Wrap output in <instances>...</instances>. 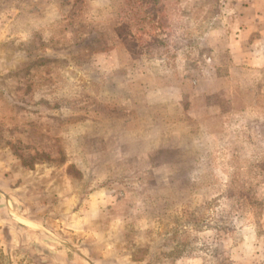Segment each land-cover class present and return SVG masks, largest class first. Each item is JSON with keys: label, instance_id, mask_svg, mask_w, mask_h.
<instances>
[{"label": "rangeland", "instance_id": "374dc122", "mask_svg": "<svg viewBox=\"0 0 264 264\" xmlns=\"http://www.w3.org/2000/svg\"><path fill=\"white\" fill-rule=\"evenodd\" d=\"M102 2L0 0V264H264V0ZM238 24L253 38L222 34ZM223 47L229 55L210 54ZM138 53L158 76L161 61L180 56L209 66L189 91L223 93L225 107L209 97L203 117L194 111L226 131L214 140L219 164L193 151L195 165L164 181L168 169L132 157L118 135L83 133L109 98L117 103L105 109L117 111L124 84L106 80ZM213 54L249 72L215 74ZM126 70L118 79L132 77Z\"/></svg>", "mask_w": 264, "mask_h": 264}, {"label": "crops", "instance_id": "0c3cea01", "mask_svg": "<svg viewBox=\"0 0 264 264\" xmlns=\"http://www.w3.org/2000/svg\"><path fill=\"white\" fill-rule=\"evenodd\" d=\"M105 1L109 2V0H103L101 4H105ZM111 16L118 20L116 15H108V17ZM221 16L223 15H220L219 19H221ZM228 16L230 17L228 20L229 22H239L236 20L238 19L237 15L230 14ZM257 20L264 26V18L259 19L258 17ZM181 22L182 21H180V23ZM170 26L173 27L172 24ZM232 28L233 29H230L228 33L222 34H225L226 37L227 35L228 37H235L237 36V32H243L245 34L246 32H249L250 34L248 36L253 38L251 27L247 30V26L238 24ZM173 34L174 36L176 35V38L177 36L181 38L187 36L182 28L179 29V31H174ZM197 35L198 34L195 36L197 37ZM185 46L180 47V53H183V49L188 50ZM252 46L253 45H250L249 51L256 48H253ZM223 48L224 49L221 50L214 48L210 51V54L213 52L216 54L229 55V49L227 50L226 47ZM130 58V66L126 69L132 72V77L118 79L120 75H125L127 73V70L122 68L117 75V79L112 81L106 80V82H113V85L124 84L123 91H119L120 97H122L120 100L121 103H118L117 111L109 112V109H111L109 105L113 102L110 101L109 98L106 103L101 104L100 111H102L100 118H96L95 122L89 121V119L85 121V130H83V133L89 136L93 134L96 136L100 135L101 137L118 135V138L123 141V148L125 147V151L128 150L129 154L132 153V157H136L138 160L146 159L147 161L144 164L152 166L153 169L156 166L166 167V169H168L166 170L168 171V174L165 175L164 181L173 180L171 178L172 172H177L179 168L181 170L183 166L186 167L190 164L195 165V163L189 161L190 153L193 151H197L199 157L202 159L212 158L213 162L211 161V163L213 166L219 164V161H215V159L221 157L217 155L214 148V140L219 142L222 139L221 136L223 137L226 134V131L225 129L219 131L207 129L204 126V123H202L203 120L201 117L205 115L209 97H215V107L226 106L223 104L225 103L223 93L220 92L214 94L213 92V95L209 96L210 91H208L206 95L202 96L194 91H189V84L192 87L197 88L204 83L203 81L209 80L206 74L203 75L204 72L202 71L204 67L209 68V66H207L204 61H200V63L199 61H192L187 55L186 57L180 56L176 61H161L159 65L162 69V71H160V74L162 75L158 76V74H153V71L149 68L147 70L148 72L144 71L143 68H145V61L140 59V57L137 59L130 56ZM224 58L227 61L224 65H219L215 62L214 54L207 58L208 62H211V68L214 70L215 74H218L219 72V75L223 74L226 78L230 79L231 75L237 69L249 72V70L246 69V66L245 68H237V65L230 60V56ZM190 64H193L194 68L197 69L195 73L188 69ZM200 69L202 73L200 72ZM222 70H226V72L222 73ZM191 74H193V76H190ZM201 76H203L204 79ZM248 81H250L249 78H244L240 83L246 87L245 84ZM236 90L237 88L233 89L235 94H237ZM85 91V96L89 95V93H85ZM235 94L231 95L229 103L231 100L233 102L237 101ZM199 97L204 99V104L196 103L198 106L196 107L193 103H195V98ZM106 106H109V109H105ZM199 109L203 112L201 117L198 115L199 112L197 113V116L194 112ZM233 109L234 111L232 114L237 116V109L235 107ZM175 110L178 111L177 114H175ZM250 110L253 114L254 111L252 106L250 107ZM241 114L250 115V111H242ZM261 115L264 116L263 114ZM259 129L262 130V127ZM90 131H93V133ZM236 136L232 137V141L230 140L229 143L234 146V154L237 156L236 151L238 144ZM248 144L247 141L243 144L240 143L243 147L239 146V148L243 149V151H250ZM118 149H120L119 146ZM217 149L219 150L220 148L217 147ZM245 153H243V155L247 157L248 152ZM248 158L253 159V155L249 153ZM251 161L252 160H245L243 164L250 165ZM199 164L201 166L206 165L205 162H200ZM227 165L231 166L229 164ZM218 172L219 170H213L216 180L219 181L220 179L217 177ZM102 174L105 176V171H103ZM224 176H226V180H231L229 175L224 174Z\"/></svg>", "mask_w": 264, "mask_h": 264}, {"label": "trees", "instance_id": "16d2710c", "mask_svg": "<svg viewBox=\"0 0 264 264\" xmlns=\"http://www.w3.org/2000/svg\"><path fill=\"white\" fill-rule=\"evenodd\" d=\"M150 43H151V39H150ZM150 43H149V44H150ZM138 54H139V55H137V56L140 57V53H138ZM141 56H142V55H141Z\"/></svg>", "mask_w": 264, "mask_h": 264}]
</instances>
